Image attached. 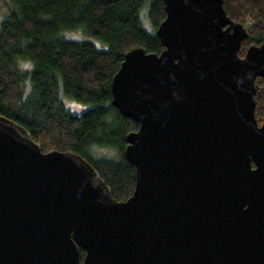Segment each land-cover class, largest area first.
I'll return each mask as SVG.
<instances>
[{
	"label": "water",
	"instance_id": "water-1",
	"mask_svg": "<svg viewBox=\"0 0 264 264\" xmlns=\"http://www.w3.org/2000/svg\"><path fill=\"white\" fill-rule=\"evenodd\" d=\"M162 2L163 49L126 51L110 81L138 124L127 199L0 115V264H264V43L238 55L248 33L223 0Z\"/></svg>",
	"mask_w": 264,
	"mask_h": 264
},
{
	"label": "trees",
	"instance_id": "trees-1",
	"mask_svg": "<svg viewBox=\"0 0 264 264\" xmlns=\"http://www.w3.org/2000/svg\"><path fill=\"white\" fill-rule=\"evenodd\" d=\"M9 3V14L0 19V115L21 126L42 152L80 155L109 187L112 198L127 199L135 176L123 151L127 134L138 124L111 105L110 81L126 51L163 49L155 33L165 16L162 0ZM223 9L248 33L240 57L248 46L264 43V0H223ZM254 85L259 124L264 117V77L256 78ZM60 93L89 107L74 114L63 105ZM96 149H114L116 155L96 157ZM79 253L82 258L84 252Z\"/></svg>",
	"mask_w": 264,
	"mask_h": 264
},
{
	"label": "rangeland",
	"instance_id": "rangeland-1",
	"mask_svg": "<svg viewBox=\"0 0 264 264\" xmlns=\"http://www.w3.org/2000/svg\"><path fill=\"white\" fill-rule=\"evenodd\" d=\"M147 5L143 7V10L146 11ZM11 10V6L9 0H0V19L7 16ZM144 21V20H143ZM142 21V23H143ZM145 28H147L150 32L152 31L148 22L144 21ZM68 38H78V36H70V34H64ZM60 99L63 105L72 113L79 114L86 110L89 105L76 102L75 100L65 96L64 94L60 93ZM94 155L96 157H104V158H114L116 155V151L114 149H96L94 151Z\"/></svg>",
	"mask_w": 264,
	"mask_h": 264
},
{
	"label": "flooded vegetation",
	"instance_id": "flooded-vegetation-1",
	"mask_svg": "<svg viewBox=\"0 0 264 264\" xmlns=\"http://www.w3.org/2000/svg\"><path fill=\"white\" fill-rule=\"evenodd\" d=\"M261 121H262V118H261ZM260 123H261V122H260ZM260 123H259V124H260Z\"/></svg>",
	"mask_w": 264,
	"mask_h": 264
}]
</instances>
